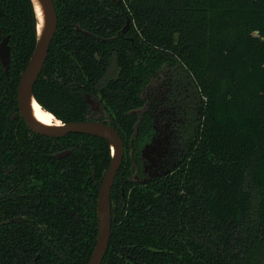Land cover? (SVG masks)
Here are the masks:
<instances>
[{
	"label": "trees",
	"instance_id": "obj_1",
	"mask_svg": "<svg viewBox=\"0 0 264 264\" xmlns=\"http://www.w3.org/2000/svg\"><path fill=\"white\" fill-rule=\"evenodd\" d=\"M53 2L57 27L32 93L59 120L104 122L126 145L141 91L165 65L182 67L199 96L195 139L172 172L130 182L124 155L101 264H264V0ZM6 35L0 264H86L109 144L83 133L46 136L12 118L36 42L31 0H0V41ZM86 93L99 99L98 112ZM64 149L71 153L57 158Z\"/></svg>",
	"mask_w": 264,
	"mask_h": 264
},
{
	"label": "flooded vegetation",
	"instance_id": "obj_2",
	"mask_svg": "<svg viewBox=\"0 0 264 264\" xmlns=\"http://www.w3.org/2000/svg\"><path fill=\"white\" fill-rule=\"evenodd\" d=\"M127 18L129 17L125 15V23ZM180 69L185 72L176 64L163 66L159 74L141 91L142 102L134 110L138 126L127 144H123L124 155L127 154L130 161V182L147 183L169 174L185 158L192 145L193 139L187 136L185 123L193 125L196 120L199 124L200 103L194 101L197 95ZM186 92H190V95ZM188 101L196 104L195 115L190 119L185 118L186 112L187 115L190 114L192 108L187 104ZM88 105L90 112H98L100 109V101L97 110ZM196 132L197 127L193 125L191 135L195 137ZM65 150L67 149L61 151ZM166 170L169 172L165 174Z\"/></svg>",
	"mask_w": 264,
	"mask_h": 264
},
{
	"label": "water",
	"instance_id": "obj_3",
	"mask_svg": "<svg viewBox=\"0 0 264 264\" xmlns=\"http://www.w3.org/2000/svg\"><path fill=\"white\" fill-rule=\"evenodd\" d=\"M40 1L42 2L45 10V27L42 34L38 37V19L35 11V6L33 5L31 0L36 19V42L33 51L27 61V64L19 78V82L17 85L18 111L17 113H14L12 115V118L20 116L31 131L46 136L60 137L68 133H83L103 138L108 142L110 148V162L101 179L96 200L97 236L89 260L86 263L101 264L107 251L110 238V189L123 159L124 145L117 130L104 122L89 120L63 122L56 118L50 112L55 117V119H58L60 121V124L55 126H47L37 122L31 115L28 107V102L31 98L36 101L32 93L33 85L43 68L50 43L53 39L57 27V15L53 0ZM130 22V19L127 18L125 26L121 29V33H124L125 30L129 28ZM9 55V35H6L0 41V64L5 75L8 74ZM86 102L90 104L94 110H97L99 108V101L91 98L89 94H86ZM70 152L71 150L67 149L65 151L56 153V156L58 158H61L68 155ZM168 172L169 170H166L164 173L166 174Z\"/></svg>",
	"mask_w": 264,
	"mask_h": 264
},
{
	"label": "bare ground",
	"instance_id": "obj_4",
	"mask_svg": "<svg viewBox=\"0 0 264 264\" xmlns=\"http://www.w3.org/2000/svg\"><path fill=\"white\" fill-rule=\"evenodd\" d=\"M34 6L35 9L36 7L40 8V16H37L38 19L37 28L38 25L40 24V20L43 19V27L42 29H40V34H39L41 35L45 27V10L40 0H36V4ZM28 107L31 115L37 122L47 126H55L60 124V121L58 119H55V117L50 112L43 109L33 98L29 100Z\"/></svg>",
	"mask_w": 264,
	"mask_h": 264
},
{
	"label": "rangeland",
	"instance_id": "obj_5",
	"mask_svg": "<svg viewBox=\"0 0 264 264\" xmlns=\"http://www.w3.org/2000/svg\"><path fill=\"white\" fill-rule=\"evenodd\" d=\"M182 72H183V74L185 75V79L188 81V83L190 84V88L193 90V92H195V94L197 95V99H195L194 101H198L199 102V96H198V94H197V91H196V88H195V86H193L194 85V83L192 82V78L190 77V75H187L182 69H180ZM115 66H114V64H113V66L111 67V69H110V71H109V74L107 75V76H111V75H113L114 73H115ZM189 88V87H188ZM190 90V89H189ZM190 92H186V94L187 95H190L189 94ZM187 99L190 101V98H188L187 97ZM187 102V104H190L191 106H192V108H191V111H190V114H188L187 115V112H186V115H185V118H187L188 117V119H190V118H193V116L195 115V112H196V108H195V103L193 102V103H191V102ZM200 103V102H199ZM186 109V108H185ZM186 111V110H185ZM193 125H195L196 127H197V129H198V123H197V121L195 120V121H193ZM193 125H189V123L187 122V123H185V126H186V128H185V131H186V133H187V136H189V137H191V140L193 139H195V137L193 136V135H191L192 134V126ZM195 136H196V133H195ZM194 137V138H193Z\"/></svg>",
	"mask_w": 264,
	"mask_h": 264
},
{
	"label": "clouds",
	"instance_id": "obj_6",
	"mask_svg": "<svg viewBox=\"0 0 264 264\" xmlns=\"http://www.w3.org/2000/svg\"><path fill=\"white\" fill-rule=\"evenodd\" d=\"M32 3H33V5H35L36 4V0H32ZM35 11H36L37 16H40V8L36 7ZM42 27H43V19L40 20V24L38 25V28H37L38 37H39V34H40V29H42Z\"/></svg>",
	"mask_w": 264,
	"mask_h": 264
}]
</instances>
